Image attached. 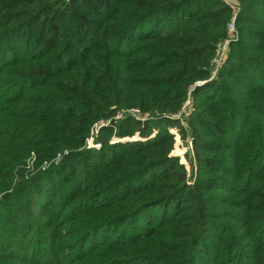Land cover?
<instances>
[{
	"label": "trees",
	"instance_id": "1",
	"mask_svg": "<svg viewBox=\"0 0 264 264\" xmlns=\"http://www.w3.org/2000/svg\"><path fill=\"white\" fill-rule=\"evenodd\" d=\"M0 264H264V0H0Z\"/></svg>",
	"mask_w": 264,
	"mask_h": 264
},
{
	"label": "rangeland",
	"instance_id": "2",
	"mask_svg": "<svg viewBox=\"0 0 264 264\" xmlns=\"http://www.w3.org/2000/svg\"><path fill=\"white\" fill-rule=\"evenodd\" d=\"M229 28H230V31L232 32L233 30H234V28H233V23H231L230 25H229ZM225 42V41H224ZM223 42V43H224ZM219 50H218V54H217V56H216V60H217V62L215 61V63H217L216 65H219V63L221 62V60L224 58V54H225V47H224V44L223 45H219ZM215 71H216V69H215ZM203 82L201 81V82H198V84H202ZM187 102V104H191V102L189 101V99H188V101H186ZM187 110H188V108H185L184 110H183V112L184 113H186L187 112ZM130 114H134V115H139L140 113H139V110H137V109H132V110H130ZM122 115L120 114V115H118L117 116V118H119V117H121ZM183 118H185V116L183 117ZM99 122V121H98ZM98 122H96V123H98ZM105 122H106V125L107 124H109V123H111V119L110 120H105ZM95 123V124H96ZM95 124H94V126H95ZM170 131L172 132V133H174L175 135H176V139H175V141H176V143H175V149H174V151H173V154L174 155H177V156H179L180 157V159H181V161L182 162H184V163H186L187 164V168L188 169H190V167H189V164H188V162H187V159H186V153L191 149V138H188V143H185L181 138H180V135L178 134V132L176 131V129H174V128H170ZM94 137H95V135H94ZM127 138V139H126ZM137 139H139V135H135V136H133V137H125L124 139H122V140H124V141H126V140H137ZM117 140V138H113L112 139V141H116ZM93 146L95 147V146H98V147H100V144H98L97 142H96V140H94V143H93ZM92 147V146H91ZM29 160H31V158H29ZM30 163H31V161H30ZM46 165V164H45Z\"/></svg>",
	"mask_w": 264,
	"mask_h": 264
},
{
	"label": "built area",
	"instance_id": "3",
	"mask_svg": "<svg viewBox=\"0 0 264 264\" xmlns=\"http://www.w3.org/2000/svg\"><path fill=\"white\" fill-rule=\"evenodd\" d=\"M223 1L226 2V3H229V4H232L233 3V0H223ZM226 43H227V41H225L223 43L224 44V47L226 46ZM223 44H221V45H223ZM219 48H218V50H219ZM217 54H218V52H217ZM215 61L217 62L216 58H215ZM104 125H106L105 120H100L98 123L95 124V126L92 127L91 136L88 138V145L89 146H93V143H94V140H95L94 135H96L98 133L99 129L102 126H104Z\"/></svg>",
	"mask_w": 264,
	"mask_h": 264
},
{
	"label": "water",
	"instance_id": "4",
	"mask_svg": "<svg viewBox=\"0 0 264 264\" xmlns=\"http://www.w3.org/2000/svg\"><path fill=\"white\" fill-rule=\"evenodd\" d=\"M127 139V138H126Z\"/></svg>",
	"mask_w": 264,
	"mask_h": 264
}]
</instances>
